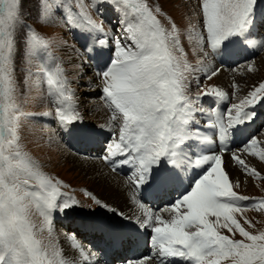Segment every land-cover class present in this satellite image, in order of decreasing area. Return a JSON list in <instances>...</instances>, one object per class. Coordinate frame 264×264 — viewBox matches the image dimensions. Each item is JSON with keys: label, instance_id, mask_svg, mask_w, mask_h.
Segmentation results:
<instances>
[{"label": "snow or ice", "instance_id": "snow-or-ice-1", "mask_svg": "<svg viewBox=\"0 0 264 264\" xmlns=\"http://www.w3.org/2000/svg\"><path fill=\"white\" fill-rule=\"evenodd\" d=\"M110 2L123 13V19L122 36L114 38V56L97 73L103 99L111 111L108 130L113 133L103 160L112 171L122 165L134 169L129 177L135 189L131 198L143 213V219L137 222L152 233V255L135 264L152 260L156 264H264V229L249 231L255 225L244 215L248 210L264 212V197L240 194L235 190L240 187L239 181L232 182L222 168L223 155L230 151V137L244 125L254 123L259 115L255 109L264 104V82L253 86L238 103H232L226 114H220L215 109L206 110L199 101L204 96L226 101L228 93L215 85H201L196 75L203 72L208 81L218 75L219 68H209L210 56L226 59L236 49L264 50V35L256 31L258 8L264 0H199L200 28L193 26L184 33L197 57L195 64L187 58L176 23L166 27L158 19L159 7L153 9L147 0ZM96 7L93 0H37L41 19L55 14L70 27L105 33L103 24L89 11ZM21 9V0H0V264H100L97 254L74 235L67 240L78 258H68L59 242H53L54 214L79 206V201L62 191L67 185L45 173L22 144L25 114L20 105L17 57H26L30 65L33 59H42L50 43L26 24L23 28L27 30H22ZM259 26L264 27V20ZM96 44L100 46L95 49L96 55L102 56L108 41L97 39ZM247 70H254V62ZM26 78L30 87L46 83L61 127L67 129L81 119L60 64H41L36 72L29 67ZM193 81L199 89L195 95L190 94ZM238 87L233 84V88ZM198 114L209 117L203 127L213 129L218 136L219 153L205 154L203 148L199 153L191 151L193 146L215 142L213 136L201 131ZM79 134L86 140L95 135L91 130ZM245 153L264 162V141L253 136L240 154L231 152L232 160L246 175L264 179L246 162ZM189 167L202 172L169 205L152 211L137 197L141 188L165 192L183 187L182 173ZM91 199L121 219H130L95 196ZM34 211L41 218L39 225L32 218ZM100 223L119 231V226ZM117 243L118 239L113 241Z\"/></svg>", "mask_w": 264, "mask_h": 264}, {"label": "rangeland", "instance_id": "rangeland-1", "mask_svg": "<svg viewBox=\"0 0 264 264\" xmlns=\"http://www.w3.org/2000/svg\"><path fill=\"white\" fill-rule=\"evenodd\" d=\"M93 2L96 3L97 5L96 8L89 9L93 19L96 20L97 22L102 23L105 28V31L108 29L109 26H113L111 30L107 31L106 34L102 33V35L106 36L107 38L111 33V31L116 30L114 28L115 24L117 25L116 28H118V31H121L122 25L120 21L123 19V13L119 11L117 6L111 3L110 0H104V2H101V0H93ZM147 3L153 9L156 7H159L161 9L160 13L158 14V19H160L162 24H164L166 27L169 26L170 22L176 23V25L181 31V42L187 53V58L191 63L195 64L197 57L193 55L184 33L186 32L187 29L193 26L197 30H199L200 28L199 17L197 16L199 0H147ZM21 4H22V9H21L22 30L23 31L27 30L23 28V25L26 24L28 27L36 30L41 36L45 37L50 43L47 53L42 56V59H33L30 65L27 62L26 57L23 59L21 57H17L16 76H17V80L20 82V90L22 93V95L20 96V105H21V111L25 114L24 117L22 118L21 133H20L22 137V144L25 150L28 153H30V155L34 158L36 162H38L41 169L45 173H47L48 175L54 178L61 180L65 185H67L66 188H63V190L68 192L70 191V194L74 196L76 200L79 201L80 205L86 209L85 212L87 214L88 212L91 213V216L87 217L88 219L93 220L98 217L106 218L108 216L110 219L120 222L122 220L121 217L114 214L112 211H109L108 208L97 206L93 201H91L92 200L91 196H95V197L97 196L96 198H98L99 195L101 196L103 195V187L100 184L96 183L93 179L86 176H82L78 172L73 170L71 168V165L68 164V162L65 160L66 157L65 154H64L65 157L60 156V154L65 150V147L62 145V143L59 144V138H58V134L60 133V130L58 129L59 123L56 118L47 117L46 122H48L49 124L42 125L43 116L39 114L40 111L37 112L34 111V107L35 106L37 107L38 104V101L36 99L37 92L34 89H32V87L29 86V83L26 78V73L29 67H31L33 72H36L37 66L41 64L46 65L48 67H53L57 63L60 64L63 68L64 75L67 77L70 83V87L75 96L76 108L81 116L79 122H82L81 120L85 119L84 122L86 124L88 123L93 125L95 124L97 127L98 126L101 127L102 125H105L103 121L105 120L106 117L108 118L107 119L108 121L110 120L111 111L108 108L105 107L104 109L102 106L99 105L105 112L104 118H102L101 120L89 118L90 116L88 115L95 114L94 111L97 109L98 105L95 106V102H93L96 101V98H92V101H90L84 96V93L87 89L86 86L87 84L84 80L86 79L87 75L84 74L83 71L81 72V69H79V67L75 68V66H70L68 59L66 58L69 52L64 50V47L66 45H72L73 43L78 44V34L84 33L85 31L76 27L68 26L63 19H61L58 15L55 14L51 15L46 20L41 19L37 13V0H21ZM110 19L112 20V22L110 21ZM119 36H122L120 32H119ZM247 51H250V49H247ZM209 58L211 59L212 57L210 56ZM234 60L235 58L230 59V61H234ZM220 61H221V65L225 68L224 63L227 62L228 60L223 61L220 58ZM252 62H254V70L249 72L247 70V67L249 63ZM79 65L80 64L78 63L76 67ZM85 68L87 69L86 66ZM226 69L230 70L229 73L231 79V82L228 85V89L226 90L221 88V86H219L216 83L215 78H213L211 81H208L204 78L203 72L196 74L197 76H199L201 85L204 86L215 85L228 93L229 98L227 100L225 108L220 110V114H226L227 109L230 107L232 103H238L239 99L244 97L247 94V92L253 88V86L258 85L260 82H264V50L254 49V54L252 56L241 58L236 63L227 66ZM233 79L234 80L236 79L235 80L236 82ZM233 84H236L239 87L233 88ZM98 85L101 86V83ZM198 90L199 89L197 88L196 82L193 81L190 85V94L195 95V93ZM94 96L96 95L94 94ZM205 97H207L210 101L214 100L213 97L211 96H204L199 101V104L201 106H202V101L205 99ZM103 101L105 103L104 99ZM204 108L207 110L206 107ZM255 110L259 115H261L262 113L261 119H264V104H258ZM198 117L200 116L197 115V118ZM258 117L254 123H250V124L255 126L256 123L260 121L258 120ZM252 127L249 129L248 135L251 133ZM238 133L239 132H237L234 135H237ZM116 134L118 135V128L116 129ZM54 135L56 139H54ZM209 136H213L214 140L216 137H218L217 135H209ZM253 136L257 137L261 141H264V123L260 122L258 124L256 130L254 131V134L250 135L248 140ZM56 144H59L61 148H59ZM214 144L215 142L211 144V147L213 149H216L214 147ZM243 147L244 144L241 147V149H243ZM66 151L77 155L67 146H66ZM238 154H240V151L238 152ZM244 157L245 159L248 158L250 160L253 159L254 161H256L255 163L259 165L257 170L261 173L262 176H264V162L260 161L258 157H253L246 153L244 154ZM227 158L230 162H234L231 157V152L227 154ZM102 160L103 159H101V161ZM233 165L241 169L240 166L237 165L235 162L233 163ZM105 168L109 172L111 171L108 166H106ZM133 170L134 169L132 168V169H126L125 171L133 172ZM130 175H132V173ZM121 178L125 181V183L127 181L129 184V181L127 180L126 177L121 176ZM249 178H250L249 181L246 179L240 180V183H243V185L240 184V187L235 190L238 191L240 194L247 195L249 197H256V198L264 197V179H260L254 176H250ZM134 191L135 190L133 188V192L131 191L132 194L134 193ZM86 193H90L91 196L86 195ZM243 203L249 204L250 201H245ZM109 208L116 209L117 212L124 214L123 211L117 208H113L111 206H109ZM59 214H60L59 212L55 213L54 219ZM244 215L249 220L252 221L253 225H255L254 228H248L249 231H253L255 233L258 230L264 229V212L248 210L244 213ZM32 218L37 225L40 224L41 219L38 218L37 213H35V211L33 212ZM245 227L248 226L245 225ZM54 231L56 232L57 236L55 237V233H54L52 237L53 242L60 241V233H63V235L66 237L69 235H74V233L71 231L68 234L65 232L62 225V220H61V225L56 223V220L54 221ZM225 234L227 233L225 232ZM148 235H150V233H148ZM74 236L76 237V235ZM43 237L47 242L48 233L47 232L43 233ZM236 238L240 239L238 235L236 236ZM77 240L79 241L78 238ZM66 256L70 259L75 258L69 254H67ZM144 257H146V255L143 256V258ZM225 264H227V262H225Z\"/></svg>", "mask_w": 264, "mask_h": 264}, {"label": "bare ground", "instance_id": "bare-ground-1", "mask_svg": "<svg viewBox=\"0 0 264 264\" xmlns=\"http://www.w3.org/2000/svg\"><path fill=\"white\" fill-rule=\"evenodd\" d=\"M113 37H114L113 34L110 35V39H112L113 42L108 41V45L106 47H104V48L108 49L107 51L104 52V54H108V56L110 58H112L114 56V44H113L114 43V38ZM74 49H75L74 53L78 54L80 56V58L85 61L84 54L82 53L80 47L78 45H74ZM64 50L69 52V54H67L66 58L68 59V62L70 64V66H75L76 67V65L78 64L79 59L74 56V53H72V45H66L64 47ZM95 56H96V53L94 51L90 53L91 61L88 64L92 65L93 68L95 70H97V68L95 66V63L93 61V58ZM209 61H210V63H209V68L210 69L211 68H219L220 69L218 75L214 77L216 83L219 86H221V88H223L225 90L228 89V85L231 82L230 73H229L230 70H227L226 68H224L221 65L220 58L217 59L215 62H214V60L209 58ZM87 74H89V73L87 72ZM246 87H247V85H246ZM76 97H77V95H76ZM81 104H83V103H81ZM216 111L218 113H220L219 109H216ZM94 113L95 114H89L88 115V116H90L89 118H94V119H97V120H101L102 118H104L105 112L99 105L97 106V109L94 111ZM205 118H208V116H205ZM261 118H262V113H261V115H259L258 120H260ZM107 119L108 118L106 117L103 122L108 124L109 121H107ZM84 120L85 119L81 120L82 123H84L86 126H90V128L93 130L95 135L104 126L108 129V125L107 124L106 125H102L101 127L98 126L99 128H97L93 124H89V123L86 124L84 122ZM252 126H253L252 124H247V126L245 125L242 128V130L238 131L239 132L238 134L241 135V137L243 138V136L246 135V132L249 131V129ZM252 132H254L253 129L251 130V133ZM206 133L208 135H215V132H214L213 129L206 128ZM251 133L249 135H251ZM237 135L231 136L229 141H228V147H230V145H232L233 149L232 150L230 149V151L224 153L223 160H222V168L224 169L225 172L228 173L229 178H230V180L232 182L239 181V183H240V180H244V179L249 181L250 180V178H249L250 176L246 175L245 172L242 169H239L236 166H234L233 165L234 162H230L228 160V158H227V154H229L232 151H235V152L238 153L240 151L241 147L243 146V145H240L238 143H235V142H240L242 140V139H236ZM108 136L109 135H106L107 138H108ZM97 138L98 139H102V140L105 139L101 132L99 133ZM74 140L77 141L78 139H74ZM90 140H92V139H88V140L85 139L84 141H81V142H82V144H87ZM111 141H112V139L107 143V145ZM57 145L59 146V144H57ZM198 147L203 148L205 154H210L211 153L210 150H215V149H213L211 147V145L198 146ZM214 147L216 148L215 144H214ZM59 148H61V147L59 146ZM191 151L199 153L201 150L194 151V150L191 149ZM64 154L66 155V157L64 156ZM60 156L65 157V160L68 162V164L71 165V168L73 170H75L76 172H78L82 176H86V177H89V178L93 179L96 183L100 184L103 187V195L101 196V195L98 194L99 195L98 199H100L102 201V203H105V204H107V205H109V206H111L113 208H117V209L123 211L124 215L126 217L130 218V219H122L120 222H118V221H114V220L110 219L107 216L110 220L107 217L106 218L102 217V218H99V221L107 219L111 225L115 224V225L124 226V228H119V231H118L119 234H122V235L130 234L132 236H137V232L132 227H140L139 223H137V220H138V218L139 219H143V213H142V210H140L137 207V205L133 203V200L131 198L133 194H132V192L130 190L128 182L126 181V183H125V181L118 174L113 173L111 171L109 172L105 168L106 165L103 163L104 160L101 161L100 158L81 157V156H77L75 154L69 153V152H67L65 150L60 154ZM119 159H122V157H119ZM244 159H245V157H244ZM245 160H246V162L248 164H250V166L255 167L256 169L259 167V165L257 163H255L256 161H254L253 159L250 160V159L246 158ZM126 169H132V166L131 165H127V167L124 168V170H126ZM240 184L243 185V183H240ZM177 188L179 189V186H176V189ZM154 192H157V191H154ZM163 215L167 218V213H163ZM82 220L85 221V222H89L90 219L84 218ZM107 220H106V222H108ZM59 243H60L59 245L63 248L65 255L69 254V255H71V256H73L75 258H78V253L76 252V250H74V249H72L70 247V242L67 240V237L63 235V233H60V241H59ZM120 243H121V241L119 240V243H117V244H120ZM139 260H141V259H139ZM131 262H132V264H135L136 261H131ZM148 264H156V261L155 260L149 261Z\"/></svg>", "mask_w": 264, "mask_h": 264}]
</instances>
